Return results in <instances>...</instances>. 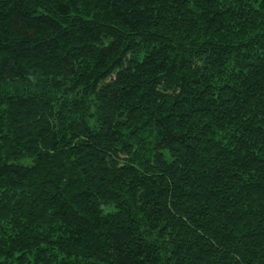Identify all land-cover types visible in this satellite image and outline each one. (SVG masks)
Instances as JSON below:
<instances>
[{
    "label": "trees",
    "instance_id": "obj_1",
    "mask_svg": "<svg viewBox=\"0 0 264 264\" xmlns=\"http://www.w3.org/2000/svg\"><path fill=\"white\" fill-rule=\"evenodd\" d=\"M1 222L0 264H264V0H0Z\"/></svg>",
    "mask_w": 264,
    "mask_h": 264
},
{
    "label": "rangeland",
    "instance_id": "obj_2",
    "mask_svg": "<svg viewBox=\"0 0 264 264\" xmlns=\"http://www.w3.org/2000/svg\"><path fill=\"white\" fill-rule=\"evenodd\" d=\"M26 164H29V163H26ZM46 222H42V224H45ZM6 224V226L4 227V231H6V232H8V234H7V237L8 236H10V235H12V233H13V237H15L16 236V234H18V233H21L19 230L18 231H16L15 229H14V227H13V225L12 224H10V223H8V222H1L0 223V228L1 227H3V225H5ZM11 227L13 228V232H12V230H11ZM1 230V229H0ZM48 254V253H47ZM47 254H46V256H47ZM35 254L32 252V253H30L28 256H26L28 259H30V260H33V256H34ZM51 261H54V259H52ZM11 264H16V263H11ZM82 264V263H81Z\"/></svg>",
    "mask_w": 264,
    "mask_h": 264
}]
</instances>
